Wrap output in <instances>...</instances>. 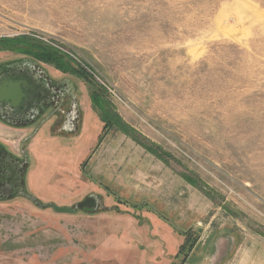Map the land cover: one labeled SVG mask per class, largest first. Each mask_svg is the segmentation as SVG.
I'll list each match as a JSON object with an SVG mask.
<instances>
[{"label":"rangeland","instance_id":"obj_1","mask_svg":"<svg viewBox=\"0 0 264 264\" xmlns=\"http://www.w3.org/2000/svg\"><path fill=\"white\" fill-rule=\"evenodd\" d=\"M25 40L88 78L0 49V72L59 93L51 134L81 133L29 160L28 132L0 129V264H264V0H0V46ZM30 162L73 213L28 197Z\"/></svg>","mask_w":264,"mask_h":264},{"label":"crops","instance_id":"obj_2","mask_svg":"<svg viewBox=\"0 0 264 264\" xmlns=\"http://www.w3.org/2000/svg\"><path fill=\"white\" fill-rule=\"evenodd\" d=\"M16 70L17 71L20 70V67H17ZM26 70L22 69L20 71V72H22V74H19L20 75L19 77H22V78L25 79L27 76L32 74V70L31 69H30V71L29 70L26 71ZM23 73H24V75H23ZM18 78H14L13 76H10V77L0 76V79H5L8 82L9 81L10 82L11 81L15 82V81L18 80ZM1 81L2 80H0V82ZM7 87L8 86L5 85V88H7ZM20 89H21L22 92H28V94H29V95L26 94V96L23 97L24 103L22 105H20L21 110L24 111L25 109L30 107L31 104L35 103L37 99L35 97H33L34 92H32V94H30L31 88L29 86L28 87L27 86H23V87L21 86ZM74 97L75 96L72 95V97L69 100H70V103L72 104L73 109L77 110L78 109V104H77L76 100H73ZM88 97H89V101H90L89 102L90 106L92 107L90 95H88ZM37 102H38V100H37ZM42 103H43V101L41 100L39 105L37 104L36 112H39V113H37L39 115L36 116L32 121L27 122L24 127L20 123H19L20 124L19 125L18 123H15V122L12 123L11 121L6 120V119H4L5 123H3V122L0 123V129L5 130L6 132H10V131L17 132L18 130H25L26 132H28L26 135L29 137V140H28V145L30 146V148H28L29 160H30V154L31 153L34 154V156L36 157L37 160H39L38 158H42L44 156V154H46V149L44 148V145L47 144V142H49L53 147H57V146H55V144H57L56 142H57V135L58 134H68V135L76 134L72 129L71 130L69 129V126H70L69 124L68 125L62 124L63 128L61 129L60 133H58L56 135L55 134H51V132H50L51 127H54L55 122H58V120H59V117L57 116V115H59L58 114L59 111L61 110L62 112H64V110H62L63 107L58 102L56 103V105L54 104L52 106H48L47 105L48 103H46V104L45 103L42 104ZM87 107H88V105H87ZM69 109H71V108H69ZM85 111H87V108H85ZM0 112L2 113V111H0ZM5 113L6 114L9 113L8 116H10V117L13 114V113L8 112V111L5 112ZM17 113H19V112H17ZM73 113H74V110H73ZM87 113H88V111H87ZM85 127H86V125L83 128H85ZM43 128H45L47 130L46 135L44 134V132L42 130ZM71 131H73V133H70ZM29 132H31V133H29ZM69 137H72L73 144H76L81 139V133L73 135V136H69ZM39 149L43 150V152H41V151L39 152ZM62 149H65V148H62ZM71 150H70V152H71ZM70 156L73 157V154H70ZM32 157H33V155H32ZM40 164H42L41 161H40ZM62 164H66V162L64 161ZM37 165H38V163L35 166L34 165L31 166V162H30L29 170L27 169L28 171H27V173L24 176V184H25V189H26L27 194L33 195L39 202H43L45 200L39 198L33 192V191H36V189L33 186L34 184L32 185V183H31L32 182V177L34 176L33 172L38 171V170L40 172V170H41V168H39L38 170L36 169Z\"/></svg>","mask_w":264,"mask_h":264},{"label":"water","instance_id":"obj_3","mask_svg":"<svg viewBox=\"0 0 264 264\" xmlns=\"http://www.w3.org/2000/svg\"><path fill=\"white\" fill-rule=\"evenodd\" d=\"M33 78L32 75H29ZM27 76V77H29ZM9 77V76H8ZM30 78V77H29ZM22 78L19 77L17 81H6L5 79H0L2 80L0 82V111L2 112H14V113H22L23 110H21L20 105L24 103L23 97L28 94V92H22L21 91V86H29L32 90L30 91V94L37 90L36 86V80L31 78ZM5 85L8 86L5 88ZM14 113L12 114L11 117L14 116ZM28 197L34 202V204L39 205V206H51L56 212H63V213H73L75 210V206H60L56 205L53 203H43L39 202L33 195L27 194ZM85 211H93L94 208H88V207H83L82 208Z\"/></svg>","mask_w":264,"mask_h":264},{"label":"trees","instance_id":"obj_4","mask_svg":"<svg viewBox=\"0 0 264 264\" xmlns=\"http://www.w3.org/2000/svg\"><path fill=\"white\" fill-rule=\"evenodd\" d=\"M20 45H23L25 47L20 48V47H17L18 45L16 47L0 46V49L19 50V51L24 52L28 55H31L32 57H35L39 61L54 64V65H56L57 68H59L61 70H64V68L70 69V71L72 73L77 74V75H82L83 77L88 78L87 75L82 70H80L78 68L77 69H74V68L71 69L69 66H68L69 68H67L65 66L66 64L64 62H62V57L58 53H56L53 49H51L50 47H47V46L39 47V46L35 45L34 43H30L29 40H25L23 42H20ZM98 92H100V90ZM101 96H98L95 93L90 94L92 106L96 108L97 112H98V109H97L98 103L99 102L100 103H106L104 101V99L101 98ZM108 112H109V109L105 108L103 114L106 116V115H108ZM99 113H100V115H102V111ZM117 202L127 205L126 201L121 202L120 200H118ZM134 207H136V206H134Z\"/></svg>","mask_w":264,"mask_h":264},{"label":"flooded vegetation","instance_id":"obj_5","mask_svg":"<svg viewBox=\"0 0 264 264\" xmlns=\"http://www.w3.org/2000/svg\"><path fill=\"white\" fill-rule=\"evenodd\" d=\"M17 66L18 65L14 64V65H12V66H10L8 68L4 67V68H7V69H6V71H1L0 72V76H3V77L13 76L14 78H18L20 76L19 74H22V72H20L22 69H24V70L27 69L26 71H28V70L30 71V67H28L27 65H25L26 67H21L22 65H20V70L17 71L16 70ZM23 75H24V73H23ZM32 75H33V73H32ZM33 77L35 78L36 75H33ZM26 78H28V77H26ZM35 80H36L37 91L36 90L34 91L33 97H35L38 100V102L36 100L35 103L31 104V106L28 107L27 109H25L22 113H20V114L19 113H15L13 117L8 116L9 113L6 114L5 112H2V114H4V116H7V117L11 118V120H9V121H11L12 123L14 121H16L15 123L22 124V123H27L29 121H32L36 116L39 115V114H37L39 112H36V108H37V104L39 105L41 100L43 101L42 104H44V103L46 104V103H51L52 100L54 101L56 96L59 97V93H57V94H53V93L47 94L46 91L48 90V88L46 89V86H45L44 82L39 80L38 78H36ZM43 91H45V93H43ZM11 113H14V112H11ZM0 181H2L1 178H0Z\"/></svg>","mask_w":264,"mask_h":264},{"label":"built area","instance_id":"obj_6","mask_svg":"<svg viewBox=\"0 0 264 264\" xmlns=\"http://www.w3.org/2000/svg\"><path fill=\"white\" fill-rule=\"evenodd\" d=\"M41 40L45 41L46 43L50 44L52 47L57 48L58 50H60L64 56H66L68 59H70L71 61H73V63H75L76 65L80 64L83 65V62L80 60L79 56L75 53L74 50H71L69 47H64L62 46L60 43H58L57 41H53L47 38H41ZM84 66V65H83ZM85 70H87V72L92 76V78L98 80L99 82H101L102 86L105 88V90L113 97L118 98L116 95L115 90L108 85L105 81L102 82L99 78L98 75H96L93 71L90 70L89 67L84 66Z\"/></svg>","mask_w":264,"mask_h":264}]
</instances>
